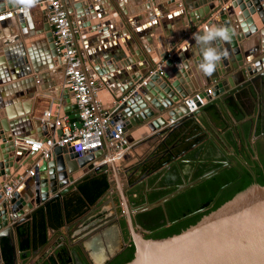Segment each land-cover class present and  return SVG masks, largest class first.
Segmentation results:
<instances>
[{
	"label": "water",
	"instance_id": "water-1",
	"mask_svg": "<svg viewBox=\"0 0 264 264\" xmlns=\"http://www.w3.org/2000/svg\"><path fill=\"white\" fill-rule=\"evenodd\" d=\"M11 1L0 0V18H2L0 22L13 16L17 18L19 28H23L22 16L14 12L21 7L20 5L13 3V7L9 8V13L7 14L6 12L5 3ZM179 1L181 6L182 2L184 3V12L187 14V21L190 24L188 36L185 38H191L187 40L183 48L176 49L170 58H166L163 63H159L162 69L161 75L157 73L150 74L155 61L152 57L147 56L143 49L139 47L140 45L136 43L140 49L139 60L146 64L141 68L146 69L141 71L140 74L130 75V78L125 75L124 78L127 80V84L123 88L116 90L113 86L108 87V84H106V82L111 84L114 82L109 80L105 82L102 78L107 72V68L104 67L110 66L111 72L114 69L111 66V62L107 60L108 58L104 59L102 66L98 64L95 66V73L93 69L85 64L82 54L79 52L81 64L86 75L88 74L92 78H94L93 75L95 74L99 76V78L95 79V86L100 91L96 96L101 94L110 96L113 107L112 112H115L113 119L122 127L125 144L118 146V148H110L105 140L102 148L88 151L81 157H72L64 149L54 147L51 155L47 159L42 160L41 164L34 169V175L29 176L27 174L29 166L26 164L30 162V159L24 163H19L15 157V150H23L29 155V158L34 155L29 150L16 146L15 142L19 139L46 141L52 136H46L44 126L46 123H50L49 121L46 122L35 118L33 121L35 124L39 123L42 126L43 135L38 134L36 137L24 138L29 137L31 134L26 133L23 135L20 131H15L13 125L9 134L8 126L3 121L2 128L4 131H0V185L2 186L7 181H15L20 177H23V181L16 188L12 199L7 203L2 200V191H0L1 264H5L1 256L3 238L7 240L11 248L13 264H20L18 227L30 224L39 210H44L49 203L56 199H62L66 193L76 190L78 185L85 179L102 169H107V167L111 169V174L108 173L109 184L112 185L115 181L120 190L121 205L123 212H125L128 230L134 247L132 259L124 264H264V185L252 184L235 194L218 208L203 215L194 225L187 227L180 233L154 239L145 238L144 233L149 235L150 232L142 228L135 230L132 217L137 213V209L128 206L117 181L119 167L116 165L117 162L113 161L115 153L124 151L127 148L134 151L140 146H150L152 143H158L164 148L158 156L169 155L170 162L177 166L179 157L182 154L179 152L175 155L173 150L182 145V141H180L182 136L174 139L175 132L184 124L192 123L191 126L197 124L205 137L204 143H210L223 158V166L203 173L190 183L183 179L182 185L176 187V191L154 205L164 208L166 201L189 186L204 182L221 171L222 168L232 167L231 160L226 152L208 135L206 127L200 126L198 122L199 115L212 128L206 114L207 108L217 106L219 103L225 106V98L235 96L244 89L252 88L255 93L256 111L259 113L258 116L260 114L263 116L260 97L264 87V0H226L224 6L220 5L219 0H199V8L198 6H193L190 0ZM72 2L71 0H64L65 8L73 21V26L79 28L80 35L83 38L89 36L94 30L93 28L99 24V20L93 18L91 21H81L79 18L81 14L86 10L92 9V6L88 3V0H72ZM113 7L116 12L114 15L118 16L119 14L118 18L122 19L118 8L114 4ZM120 10L124 11L123 8H120ZM74 15L77 16L76 19L73 18ZM199 24L201 25L199 26ZM205 25L229 28L231 39L229 41L217 39L213 42L212 46L220 51L227 50L228 55L217 64L216 71L211 76L203 74L206 83L211 81L216 83L211 89V95L201 92L208 102L196 111L189 113L184 100L190 97L192 91L196 89L192 88L193 83L190 85L188 78L190 72L189 64L185 61V52L187 51V54L194 59L196 66L200 64L203 59L204 46L193 39V34H203ZM33 34L45 36V42L48 44L47 58L49 66L51 64L55 67L58 65L62 66L54 46L46 12L41 11L40 28L34 31ZM255 35L258 39L256 40L257 43L247 45L248 39ZM245 45L246 47L244 48ZM174 47L175 45L173 44ZM117 75L121 77V81L124 84L123 75ZM144 79H146L145 83L142 84L141 82ZM219 84H221V87ZM58 92L57 95H47L49 96L48 98L52 99L51 102L57 106V118L67 116L71 123L77 124L78 109L72 95L65 89H61ZM124 98L126 99L123 100ZM30 105L31 103L28 104V107ZM27 113L30 114L29 111ZM169 120L172 121L170 124H168ZM261 121L264 122V119L261 118ZM259 126L260 133L258 135L253 134L252 143L249 145L250 149H253V143L256 140L264 137V125L259 124ZM54 129H56V134L59 135V128L56 126ZM250 129L253 133L256 132L257 119L255 123L251 124ZM188 130L189 128L186 129V132ZM3 132L7 137L6 139L4 136L1 137ZM221 137L224 138V136ZM184 152L182 151V153ZM104 158L108 159L107 164L102 162ZM121 158L125 159V156L122 154ZM199 161L200 159L196 163H199ZM178 170L180 169L178 168ZM12 171H15L16 174L12 175ZM145 174H148V172ZM239 177L240 175H237V178ZM240 202L241 207H238ZM148 205L146 210L151 208ZM212 205L213 202H210L198 212L211 210ZM91 219L90 215L83 218L85 224L88 222L83 228L85 233L74 243L71 242L74 237H71L72 234L70 232L69 234L71 235L67 237H63L61 234L60 240L62 242L60 247L64 248L66 260L72 254L79 264H82L80 257L74 250L69 252L72 244L84 249L98 235L100 230L104 231L106 227L111 225V223L105 222L108 217L101 220L97 218L92 224V221L90 222ZM170 224L171 222L167 221L166 225L169 226ZM187 236H189L188 241L185 244L181 243ZM48 242L49 239L46 240V243ZM183 248L186 249L182 250ZM151 249L154 251L152 252ZM187 249L188 253L185 254L184 258L173 259L171 257L173 255H169L170 250H175L182 254ZM68 252L70 253L69 258ZM56 261H59V257L57 258L54 252V255L46 260V263L54 264Z\"/></svg>",
	"mask_w": 264,
	"mask_h": 264
},
{
	"label": "crops",
	"instance_id": "crops-1",
	"mask_svg": "<svg viewBox=\"0 0 264 264\" xmlns=\"http://www.w3.org/2000/svg\"><path fill=\"white\" fill-rule=\"evenodd\" d=\"M90 1V5H93L92 9L84 11L85 14L82 13L79 18L81 21H91L93 18L99 17L100 28L97 31H92L89 36L84 38L82 36L80 37L81 52L83 53L85 64L93 69L94 72L95 66L97 64L102 66L104 59L108 58L107 60L111 62V66H113L114 69L113 72H111L112 70L109 69L111 68L110 66L104 67L107 68V72L102 78L105 82L108 80L114 82L112 84L106 82V84H108V87L113 86L116 90L123 88L127 84V80L124 78L125 75L130 78V75L140 74L141 71L146 69L141 68L146 64L139 60V47L143 49L147 56L152 57L155 61L152 71L156 72L159 68V63L166 59L167 54L170 53L172 55L176 49H179L180 47L183 48L187 40H190L191 38H185L188 36L190 24L187 21V14L184 12V3L182 2V6L181 3H179L180 5H177L179 0ZM219 1L221 6L225 5L226 0ZM190 2L193 6L200 7L199 0H190ZM112 3L118 8L122 19L118 18L119 14L118 16L114 15L116 12ZM120 8H123L124 11L122 12ZM33 18L34 24L37 25V20L39 18L41 19L40 13H38V15L34 14ZM73 18L76 19L77 16L74 15ZM200 25L201 24H199V26ZM202 26L201 28H203ZM93 29H95V27ZM34 30L36 29L34 28ZM256 40H258L256 35L250 37L247 45L256 44ZM136 43L140 46L138 47ZM173 44L175 45L174 48ZM44 45L45 43H43L42 35L39 36L37 34L29 33L22 35L16 17L12 16L11 20L7 19L0 22V131H4L2 128V123L4 121L8 126L9 134L12 131L13 125L15 131H20L23 135L26 133L31 134L29 137L24 138H30L31 136L36 137L38 134L43 135L44 131L42 126L39 123L35 124L33 120H35V118L41 120L48 107H51L52 115L49 120H46V122L49 121L50 124L52 123L54 125V121L58 114L57 106L55 103L51 102L52 99L48 98L49 96L47 95H57L59 93L57 90L52 91L57 87L56 81L53 79L55 75L49 74V77L46 76V78L48 77L44 85L46 89H44V92L40 93L39 87L34 85L37 80L34 79L33 76L34 73L32 72V66H34V63H32V57H30L31 54H33L39 59L38 61L41 62L42 67L45 64L47 65L49 63L47 58L48 49H46ZM245 47L246 45L244 48ZM185 54V61L189 64L190 72L188 78L190 80V85L193 83L192 88L196 89L195 91H192L190 97L195 93L205 91L207 88L212 89L216 82L211 81L206 83L203 73L194 63V59L187 54V51ZM26 57L27 62L24 61V58ZM47 72H50L49 69ZM117 74L123 75L125 80L124 84L121 81V77H118ZM17 76L20 78L13 80ZM93 76L94 79L99 78L96 74ZM7 78L10 80L7 81ZM44 79L45 77L42 80ZM29 80H32V82H29ZM61 82L62 89H65L63 87V77L61 78ZM219 86L221 87V84H219ZM98 92L100 91L98 90ZM97 99L101 100L103 109L112 112L113 107L108 94H101L100 96H97ZM226 99L227 98H225L224 102ZM260 99L263 116H261V114L258 116L259 113L256 111L255 97L252 100L253 103L249 109L241 110L239 118L234 117L226 105L223 106L222 103H219L217 108H219V110L221 109L224 113L226 123L224 124L220 120L214 122L208 117L210 126H212L213 129L209 127V124L207 125L205 119L199 115L200 121L198 120V122L200 126L206 127L208 135L213 138L215 143H217L223 151L226 152L230 160H232V163L234 160L241 162L239 158L240 151L242 150V154H244L243 152L248 149L245 141L249 140L252 142L251 138L253 134L258 135L260 133L259 124L264 125V122L261 121V118L264 119V87ZM29 103H31V105L28 108ZM213 107L214 106H211L209 108H212L211 110L215 112L216 108L214 107V109ZM34 109L39 111L40 114L38 117L32 118L31 115L32 112H34ZM28 111L30 114L27 113ZM256 119L257 130L253 133L250 128L251 124L253 122L255 123ZM170 122L171 121L169 120L168 124H170ZM50 124L46 123L44 126L46 136H54L56 134V129H54L55 126ZM191 125L192 123L184 124L175 132L176 138L182 136L180 140L182 141L181 144H185V142L187 143L190 140L193 142L189 147L190 150H185V152L183 151L184 153L181 152L182 155L179 157V163L177 166L170 162L171 159L169 155L158 156V154L164 150V148L158 143H152L150 146H140L134 151H131L130 148L122 151L125 159H121L116 163L119 167V170L117 171V181L118 184L119 182L123 184V190H121V192L124 195L127 204L130 201L131 196H136L132 195V191L137 186H145L143 191L144 197L151 189L172 190L175 189L177 185L181 186L183 179L186 180V182H189L190 180L192 181L201 176L203 173L198 175L197 172L203 166L216 163L217 160L223 159L219 152L210 143H204L205 137L201 133V129L197 134L193 132L195 128L194 126H197V124L193 126ZM188 128L189 130L186 132V129ZM221 136H224V138ZM4 138H7L5 134ZM5 142H7V140H5ZM225 147H227V149H225ZM176 149L177 148L173 150L175 155H177ZM188 155L192 157L189 158ZM34 156L29 158V155L26 152L17 149L15 157L18 159L19 163H24L30 159V162L26 164L29 166L30 170L34 161L37 160L36 156ZM199 159V163H196ZM139 163L141 164L138 165ZM177 167L180 170H178ZM106 171L111 174L110 168L107 167ZM146 172H148V174H145ZM15 174L16 172L12 171V175ZM142 177L143 179H141ZM148 182L150 186H148ZM2 186L0 188H2ZM108 192L110 198L108 200L106 199L102 206L108 203H114V199L116 198L121 201L120 190L115 181L110 185ZM130 202L131 205H133L132 201ZM64 231L65 227L60 228L57 231L48 230L47 236L49 242L43 248L37 250L33 260H30L31 258L29 259L30 264L47 257L52 252L53 248L61 243L60 236L61 234H65ZM19 259H21L22 262L25 260L22 252L19 254ZM21 261L19 263H21Z\"/></svg>",
	"mask_w": 264,
	"mask_h": 264
},
{
	"label": "trees",
	"instance_id": "trees-1",
	"mask_svg": "<svg viewBox=\"0 0 264 264\" xmlns=\"http://www.w3.org/2000/svg\"><path fill=\"white\" fill-rule=\"evenodd\" d=\"M254 97L255 93L252 88L244 89L237 95L228 97L225 105L234 117L239 118L242 109H249L252 106ZM214 107L215 112L211 110L212 108H207L206 114L214 122L220 120L225 124L224 113L217 106ZM194 127L193 132L199 133L200 127L198 125ZM175 138L176 135L174 136ZM192 144V140L185 142V144L176 149L177 153L187 150ZM191 157L189 156V158ZM246 159L248 160V157ZM251 164L253 165L252 167L237 161L234 167L224 168L204 182L180 192L166 201L164 207L167 219L171 222L169 226L158 222L160 219H164V212L159 206L137 214L135 224L147 231H151L149 235H146V238H163L180 233L187 227L194 225L203 215L218 208L250 185H264V157H258ZM207 168L209 169L210 165L203 166L198 170L197 174L204 173ZM237 175H240V177L237 178ZM148 186H150L149 182ZM109 188L108 172L106 169H102L81 182L76 190L66 193L62 199L52 201L44 210H39L30 224L18 227L17 236L20 252L23 253L26 250L39 248L46 242L48 230L57 231L64 225L71 224L83 217L101 200ZM144 188L145 186L141 185L135 187L132 191V195H136L135 197L131 196L130 199L134 207H138L145 202L150 205L156 204L174 192L166 189H151L144 197ZM219 190L220 192L218 193ZM210 202H213L211 210L198 212ZM148 216L156 218H153L155 220L150 224H145L141 218ZM2 244V259L5 264H13L11 248L5 238L2 239ZM133 251V248H129L127 255L122 257L117 264H124L130 261L133 257Z\"/></svg>",
	"mask_w": 264,
	"mask_h": 264
},
{
	"label": "built area",
	"instance_id": "built-area-1",
	"mask_svg": "<svg viewBox=\"0 0 264 264\" xmlns=\"http://www.w3.org/2000/svg\"><path fill=\"white\" fill-rule=\"evenodd\" d=\"M40 12L47 13V20L53 36L54 46L57 55L62 62L63 87L72 95L78 109V123H71L67 116L56 118L54 126L58 127L60 134H55L46 141L36 139H19L16 146L29 150L36 156L33 166L27 171L29 176L34 175V169L40 165L42 160L47 159L54 147L64 149L72 157H81L88 151L98 150L103 147L104 141L110 148H118L125 144L122 127L113 119L115 112H108L102 108V102L97 99L98 88L95 86L96 80L83 70L81 64L80 30L73 26L64 0H38L36 3ZM31 8L27 10L23 6L17 8L15 14H20L24 22L20 28L26 34L28 28L34 24L32 20ZM167 54L166 58H170ZM162 61L161 63H163ZM162 74L161 65L156 72L150 74ZM144 79L141 83H145ZM206 94L210 95L211 90L206 89ZM124 98L123 100H125ZM207 99L201 93H195L184 100V104L189 113L204 106ZM52 115L51 107L45 110L42 119L49 120ZM172 122V121H171ZM170 122V123H171ZM122 151L113 155V161L118 162L122 158ZM102 162L108 163L104 158ZM23 177L15 181H7L2 186V200L9 202L16 188L22 183ZM123 212V209H121Z\"/></svg>",
	"mask_w": 264,
	"mask_h": 264
},
{
	"label": "flooded vegetation",
	"instance_id": "flooded-vegetation-1",
	"mask_svg": "<svg viewBox=\"0 0 264 264\" xmlns=\"http://www.w3.org/2000/svg\"><path fill=\"white\" fill-rule=\"evenodd\" d=\"M261 138H264V137H261ZM261 138H259L258 140H256L253 143V149H250V147H249V145L252 142L249 140L245 141V143L248 146V149H246L243 152L244 154H242V150L240 151L239 158L241 160V162H240L241 164H243V165L246 164L247 166L252 167L253 166L251 164L252 161H255L258 157H261V156L264 157V139H261ZM246 157H248V160L246 159ZM223 162H224V160L222 159V160H217L216 163L209 164L210 168L209 169L207 168L208 170L206 169L205 172L210 171V170L215 169V168L222 167ZM236 162H237V160H234V162L232 163V160H231L232 167L235 166ZM225 168H227V167H225ZM223 169L224 168H222V170ZM190 182H191V180L189 181V183ZM178 186H180V185H177V187ZM191 187H194V186H189L187 189H189ZM187 189H185V190H187ZM172 190L176 191V188L172 189ZM105 198H107V197H104V198L102 197L101 200H99L83 217L77 219L76 221H74L71 224H66L62 227V228L65 227V231H64L65 234L64 235L62 234V236L67 237L68 235L70 236L72 234L71 237L73 236L74 240H71V242L74 243L75 241L80 239V237L82 236L83 233H85L83 231V228H85V225L88 223V222H86V224H85V221H82L85 216L90 215V217H92V219L90 220V222L92 221L91 224L94 223L95 219H97V218H99L101 220L102 218L108 217V219L105 222H107L108 224L111 223V225L106 227V229L104 231L100 230L98 232V235L96 237H94L89 242V244H87L85 246L84 249L80 248L74 244H72V247L69 249L70 250L69 252L74 250L78 254V256L80 257V259L82 261V264H117L118 261H120V259L122 257H125L127 255L129 248L134 249L133 244H132V239H131V236H130V233L128 230V225L126 222L125 212L121 211V207L118 210V207L120 206L121 202L120 203L118 202L116 205H114V203H112V204L108 203V204H105L104 206H102V204L105 201L104 200ZM130 201L128 202V206L133 207L134 209H137V213L132 217L133 226L139 230V228H142V227L135 224L136 215L139 213L146 212V211L152 209L153 207H157V206H154L157 203L150 205L148 202H145L138 207H134V205H131ZM147 205H148V207L151 206V208L148 210H146ZM162 210L164 212V219L163 220L160 219L158 222L159 223H165V226H167L166 223H167L168 219H167V214L165 212V207L162 208ZM112 218H114V220H112ZM153 218H156V217L148 216L146 218H141V220L145 224L146 223L150 224L151 222H153L155 220V219L153 220ZM142 229L145 230L144 228H142ZM145 231H147V230H145ZM69 232L71 234H69ZM148 232L151 233V231H148ZM47 234H48V232H47ZM145 235H148V234H145ZM47 239H48V236H47ZM44 244L35 250H26L25 252H23V256H24L25 260H24V262L21 261L20 264H28L30 260H33V257L36 254L37 250L40 248H43V246H45ZM60 245H61V243L56 245L53 248L52 252L47 257H45L44 259H41L37 263L35 262L33 264H52L50 262L46 263V260L50 256L54 255V252H55V256H57V258L59 257V261H56L54 264H79V262L73 257L72 254L70 255V258H69V254H70L69 252H68V258L69 259L66 260L64 248L60 247ZM133 253H134V251H133Z\"/></svg>",
	"mask_w": 264,
	"mask_h": 264
},
{
	"label": "clouds",
	"instance_id": "clouds-1",
	"mask_svg": "<svg viewBox=\"0 0 264 264\" xmlns=\"http://www.w3.org/2000/svg\"><path fill=\"white\" fill-rule=\"evenodd\" d=\"M12 2L16 5L23 6L27 10L35 6L38 0H12ZM193 39L204 46L203 59L198 67L204 75L211 76L216 71L217 64L222 58H226L228 55L227 50L220 51L212 46L213 42L217 39L229 41L231 39L230 29L222 26L205 25L203 34H193Z\"/></svg>",
	"mask_w": 264,
	"mask_h": 264
},
{
	"label": "bare ground",
	"instance_id": "bare-ground-1",
	"mask_svg": "<svg viewBox=\"0 0 264 264\" xmlns=\"http://www.w3.org/2000/svg\"><path fill=\"white\" fill-rule=\"evenodd\" d=\"M174 1V0H173ZM88 3H91V1L90 0H88ZM179 3H177V5H178ZM5 8H6V12H7V14L9 13V8H11V7H13V2L11 1V2H9V3H5ZM180 5V4H179ZM93 6V5H92ZM91 10V9H90ZM12 12V11H11ZM30 12V11H29ZM93 12V11H92ZM85 14V13H84ZM98 14V13H97ZM96 16H98V15H96ZM89 17V16H88ZM99 18V17H98ZM98 18H97V20H98ZM102 18V17H101ZM10 20H11V18H10ZM33 20V19H32ZM84 21V20H83ZM153 21V20H152ZM7 22V21H6ZM11 22V21H10ZM151 23V22H150ZM153 24V23H152ZM99 29L100 28V24L99 25H97V27H95V29ZM21 30V29H20ZM34 31H36V30H34V24L33 25H31V27L30 28H28V30H27V32H26V34L27 33H29V34H33V32ZM21 32V34L23 35V32L22 31H20ZM96 33V32H95ZM94 34V33H93ZM40 36V35H39ZM35 37V36H34ZM42 38H43V43H45V48L46 49H48V44H46V42H44V39H45V36L44 35H42ZM25 39H27V38H25ZM30 57H32V63H34V66H32L33 67V70H32V72L34 73V75H36V77L37 78H35L34 77V79H36L37 80V82H36V84H34V85H36V86H38L39 87V92L41 93V92H44L45 90L44 89H46L45 87H44V85H45V81H46V79L49 77V74L50 75H52V74H54L55 76H54V80L56 81V84H57V87H56V89H53L52 91H55V90H57V91H59V90H61L62 89V82H61V78L63 77V70H62V66L61 65H58L57 67H55L54 65H50V67H48L49 66V63L46 65H44L43 67H42V65H41V62H39L38 60V58L35 56V55H33V54H31V56ZM157 58V57H156ZM24 61L25 62H27V57L26 58H24ZM49 61V60H48ZM128 61V60H127ZM51 68V69H50ZM48 69H49V73L47 72L48 71ZM53 69V70H52ZM126 69V68H125ZM45 74H47V75H45ZM196 74V73H195ZM46 76H48L47 78H46ZM105 76V75H104ZM202 76V75H201ZM43 77H45V79L44 80H42V78ZM105 78V77H104ZM108 78V77H107ZM33 79V78H32ZM203 79V78H202ZM29 82H32V80H29ZM207 89H210L211 90V88H207ZM204 92V94H206V90L205 91H203ZM35 93H37V92H35ZM53 93V92H52ZM34 95V94H33ZM206 95H208V94H206ZM211 95V94H210ZM104 101V100H103ZM207 102H208V100H207ZM110 103V102H109ZM29 108V107H28ZM26 112V111H25ZM10 117V116H9ZM11 119H13V118H11ZM9 121V120H8ZM18 122V121H17ZM17 124V123H16ZM4 136V133H3V135L1 136V137H3ZM1 142H2V138H1ZM16 151V150H15ZM14 174V173H13ZM1 187V186H0ZM0 191H2V188H0ZM238 207H241V202L238 204ZM136 230V229H135ZM186 238V237H185ZM188 239H189V236H187V238L183 241V242H181V243H186L187 241H188ZM191 239V238H190ZM172 249V248H171ZM186 248H183L182 250H185ZM152 250V249H151ZM154 250H152V252H153ZM188 253V249L186 250V251H184L182 254H180L179 252H176L175 250H170L169 251V255H173V256H171L173 259H178V258H184L185 257V254H187Z\"/></svg>",
	"mask_w": 264,
	"mask_h": 264
},
{
	"label": "rangeland",
	"instance_id": "rangeland-1",
	"mask_svg": "<svg viewBox=\"0 0 264 264\" xmlns=\"http://www.w3.org/2000/svg\"><path fill=\"white\" fill-rule=\"evenodd\" d=\"M180 1H178V3H179ZM30 12H32V19H34L33 18V16H34V14H36V15H38V13H40V15H41V12H40V10H39V8H38V6L37 5H35V6H33V7H31V11ZM38 23H37V25L36 24H34V28L36 29V30H38L39 28H40V25H41V19L39 18L38 20ZM97 30H99L98 28L97 29H94V30H92V31H97ZM82 57H83V55H82ZM83 60H84V57H83ZM85 62V61H84ZM35 78H37L36 77V75H33ZM18 78H20V77H16V78H14L13 80H16V79H18ZM7 81H9L10 79L9 78H7L6 79ZM19 96H21V95H19ZM39 114H40V112L39 111H37L36 109H34V112H32V115H31V117L32 118H35V117H38L39 116ZM34 116V117H33ZM119 184H120V188H121V190H123L122 189V187H123V184H121V182H119ZM104 197H107V198H105L104 200H108L109 198H110V194H109V192H106V194L103 196V198ZM105 202V201H104ZM120 203L121 201L120 200H118L117 198L116 199H114V205H116L117 203ZM121 207V209H122V205L120 204V206L118 207V209ZM135 228V227H134ZM136 229V231L138 230L137 228H135ZM146 233H144V237L146 238V235H145ZM28 264H30V262L28 263Z\"/></svg>",
	"mask_w": 264,
	"mask_h": 264
},
{
	"label": "snow or ice",
	"instance_id": "snow-or-ice-1",
	"mask_svg": "<svg viewBox=\"0 0 264 264\" xmlns=\"http://www.w3.org/2000/svg\"><path fill=\"white\" fill-rule=\"evenodd\" d=\"M0 19H2V18H0Z\"/></svg>",
	"mask_w": 264,
	"mask_h": 264
}]
</instances>
